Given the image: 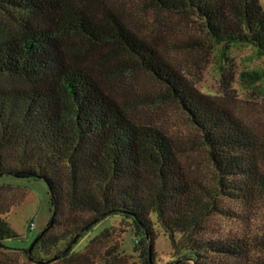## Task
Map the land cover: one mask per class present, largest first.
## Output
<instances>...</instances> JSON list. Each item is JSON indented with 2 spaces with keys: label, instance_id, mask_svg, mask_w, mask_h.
Segmentation results:
<instances>
[{
  "label": "trees",
  "instance_id": "obj_1",
  "mask_svg": "<svg viewBox=\"0 0 264 264\" xmlns=\"http://www.w3.org/2000/svg\"><path fill=\"white\" fill-rule=\"evenodd\" d=\"M83 1L82 5H79ZM76 2V3H75ZM92 0H0V10L17 27L0 31V177L44 179L56 207L54 225L40 238L32 257L49 260L54 250L86 225L112 214L133 220L139 238L155 237L151 213L170 238L179 264L207 259L210 253L242 256L243 240L206 239L204 220L220 210V198L264 192V139L226 107L199 91L159 50L114 13L99 15ZM161 9L188 11L201 19L217 43L248 42L264 53L261 0H152ZM76 34L92 44L117 43L167 86L168 94L201 131L216 171L215 184L188 179L172 138L161 128L137 122L126 104L110 95ZM11 77L18 82L6 84ZM14 187L0 184V199ZM12 205V204H11ZM0 211V247L19 236ZM105 229L86 246L103 240ZM66 248V247H65ZM28 253V248H26ZM74 249L58 259L71 260ZM108 253L104 264H113ZM34 261V260H33ZM51 261V262H53Z\"/></svg>",
  "mask_w": 264,
  "mask_h": 264
},
{
  "label": "rangeland",
  "instance_id": "obj_2",
  "mask_svg": "<svg viewBox=\"0 0 264 264\" xmlns=\"http://www.w3.org/2000/svg\"><path fill=\"white\" fill-rule=\"evenodd\" d=\"M264 5V0H261ZM76 3V2H75ZM83 1L79 5H82ZM99 15L114 13L137 35L154 45L165 59L199 91L226 107L264 139V53L248 42L217 43L211 39L201 19L188 11H174L155 6L152 0H92ZM15 17L0 10V31L17 27ZM69 40L86 49L85 63L94 67L107 92L128 107L137 122L164 130L174 141L179 162L188 179L196 185L211 186L216 171L201 131L193 124L181 104L171 98L167 86L136 60L121 50L117 43L92 44L73 34ZM6 84L18 82L11 77ZM264 172V160L260 163ZM0 184L6 190L0 199V211L10 206L7 220L19 236L4 240L0 247V264H41L29 257L34 238L51 222L53 203L44 179L8 174ZM220 210L204 220L201 236L206 239L243 240L249 250L242 256L210 253L207 259L189 264H264V192L253 196L220 198ZM112 214L81 235L73 245L71 260L58 259L42 264H104L108 253H115L113 264H144L148 242L137 245L140 236L133 220ZM155 237L152 246L154 264H173L178 257L170 238L164 233L153 211ZM33 222L34 228L28 229ZM105 229L103 240L95 243L90 255L86 246ZM69 241L55 250L65 249Z\"/></svg>",
  "mask_w": 264,
  "mask_h": 264
},
{
  "label": "water",
  "instance_id": "obj_3",
  "mask_svg": "<svg viewBox=\"0 0 264 264\" xmlns=\"http://www.w3.org/2000/svg\"><path fill=\"white\" fill-rule=\"evenodd\" d=\"M56 214V207L54 206V212H53V216L51 219V222L49 223V225L42 230L32 241L31 245L29 246L28 249V253H29V257L34 260L37 261L38 263H49L57 258H59L61 255H63L65 252L69 251L72 249L73 245L77 242L78 238L81 236V234L87 230L88 228H90L94 223H96L99 218H96L93 222H91L90 224L86 225L85 227H83L82 229H80L77 234L74 236V238L70 241V243L68 244V246L62 251V253L58 254L57 256H54L53 258L49 259V260H40V259H36L34 257H32V251L33 248L35 247L36 243L40 240V238L48 231V229H50L53 225H54V217ZM149 240V257H150V264H154L152 261V242L150 240V237H148ZM182 261V258L178 259L176 262H174L173 264H179ZM193 261L195 262L196 259H193Z\"/></svg>",
  "mask_w": 264,
  "mask_h": 264
},
{
  "label": "built area",
  "instance_id": "obj_4",
  "mask_svg": "<svg viewBox=\"0 0 264 264\" xmlns=\"http://www.w3.org/2000/svg\"><path fill=\"white\" fill-rule=\"evenodd\" d=\"M34 223L33 222H31L29 225H28V229H32V228H34Z\"/></svg>",
  "mask_w": 264,
  "mask_h": 264
}]
</instances>
